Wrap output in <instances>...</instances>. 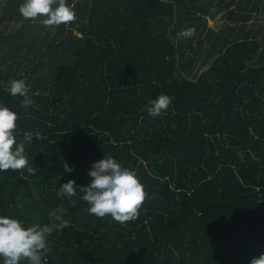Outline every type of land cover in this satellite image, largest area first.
Returning a JSON list of instances; mask_svg holds the SVG:
<instances>
[{"label":"trees","instance_id":"1","mask_svg":"<svg viewBox=\"0 0 264 264\" xmlns=\"http://www.w3.org/2000/svg\"><path fill=\"white\" fill-rule=\"evenodd\" d=\"M216 2L0 0L2 264H264V0L190 39L197 96L141 40Z\"/></svg>","mask_w":264,"mask_h":264},{"label":"clouds","instance_id":"2","mask_svg":"<svg viewBox=\"0 0 264 264\" xmlns=\"http://www.w3.org/2000/svg\"><path fill=\"white\" fill-rule=\"evenodd\" d=\"M228 7L229 0H217L210 6L207 16L193 23L190 34L184 28H165L155 38L141 33V40L150 48H154L159 59L168 66V82L175 91L194 96L202 92L204 82L199 66L188 55L189 41L209 40L220 13ZM112 8L116 10L115 5H112Z\"/></svg>","mask_w":264,"mask_h":264},{"label":"rangeland","instance_id":"3","mask_svg":"<svg viewBox=\"0 0 264 264\" xmlns=\"http://www.w3.org/2000/svg\"><path fill=\"white\" fill-rule=\"evenodd\" d=\"M255 18H257V16H255ZM256 20H257L258 23H256L257 26H256L255 29H256V31L258 29L261 30L260 31V34H259V37L261 36V38H262V37H264V12H262L261 15H260V17L258 16V18ZM224 23H225V21L221 18V14H220L214 32H218L219 30H222L224 28V26H225ZM251 24H249V25H251ZM261 26H263V29L261 28ZM76 33H77V35H80V36H83L84 35L83 32H81V31H77ZM263 48H264V46H263ZM204 71L205 70H203L201 72H204Z\"/></svg>","mask_w":264,"mask_h":264},{"label":"snow or ice","instance_id":"4","mask_svg":"<svg viewBox=\"0 0 264 264\" xmlns=\"http://www.w3.org/2000/svg\"><path fill=\"white\" fill-rule=\"evenodd\" d=\"M0 264H2V261H0Z\"/></svg>","mask_w":264,"mask_h":264},{"label":"crops","instance_id":"5","mask_svg":"<svg viewBox=\"0 0 264 264\" xmlns=\"http://www.w3.org/2000/svg\"><path fill=\"white\" fill-rule=\"evenodd\" d=\"M78 36H80V35H78Z\"/></svg>","mask_w":264,"mask_h":264}]
</instances>
